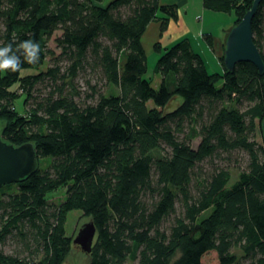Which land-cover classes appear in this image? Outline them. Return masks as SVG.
<instances>
[{"label": "trees", "instance_id": "16d2710c", "mask_svg": "<svg viewBox=\"0 0 264 264\" xmlns=\"http://www.w3.org/2000/svg\"><path fill=\"white\" fill-rule=\"evenodd\" d=\"M202 2L234 11L236 24L253 0ZM176 18L158 0H0V46L31 39L42 49L37 65L0 73V136L37 156L33 174L0 189V264H62L72 210L96 227L88 264H205L208 253L217 264H264V73L249 62L209 73L181 38L154 45V88L141 37L151 21L163 31ZM252 33L264 63V0ZM80 73L96 81L77 101ZM236 153L244 165L232 180ZM58 189L63 200L49 201Z\"/></svg>", "mask_w": 264, "mask_h": 264}, {"label": "rangeland", "instance_id": "374dc122", "mask_svg": "<svg viewBox=\"0 0 264 264\" xmlns=\"http://www.w3.org/2000/svg\"><path fill=\"white\" fill-rule=\"evenodd\" d=\"M193 2H194L195 8L202 6L201 7L202 10H201V8L199 9V11L197 10V12H199V13L196 16L199 17L201 20L200 21L198 18L195 19L196 22L199 23V24H197V26L202 28V23L205 25H208V27L212 28L213 33L215 35L214 36L215 39H218V38L223 39V37H224L223 28H225V23L230 22V24H232V26L234 25V20L236 18L235 12L234 11H231V12L213 11L210 9L203 8L202 0H199V1L198 0H192V4H193ZM193 11L196 12L195 9H193ZM193 16H195V15H192L189 13L188 17H186V18L191 19V17H193ZM219 27H221L222 30H220ZM202 39H201V37L200 38L197 37V40H196L195 37L192 36L191 41L194 44V48L196 50H198V52H200V54H201V57H203L207 71L209 73H223L224 68H223V65H222L220 59L218 58L216 52H214L210 48V46L207 44V42L204 39L203 40ZM48 47L51 50L55 51V53H58V51L55 49L53 39H51L48 42ZM222 50H224V45H222ZM222 55H223V53H222ZM220 57H221V55H220ZM158 58H159V54L156 52H152L149 55H147L146 71L144 74V78L149 79L154 88H157L159 83H160V76L158 74H155L153 71L154 66H155ZM47 66H48L47 64L43 65L42 67H40L39 70H45ZM35 71L31 70V71H28L27 73H34ZM24 74H25V72H23V75ZM88 79H91V84H94L96 81L92 77L91 73H88V74L80 73L78 75V77L75 79V81H74L75 90H76L75 92L79 94V97H76L75 100L78 101V99H85V96L87 94L91 93V91L88 88L87 83H86V81ZM221 83H222V81L219 80L218 85L219 84L221 85ZM98 88L100 90H103L102 86H98ZM11 90H16L17 98L14 101L15 108L19 111L20 114L25 115L24 103H23L25 96L23 94H21V91L19 89H17L16 86L12 87ZM39 91L41 92V94L45 95L46 92L48 91V88L46 89L45 86H41ZM177 101H178V103L180 101V99L178 97H176V99L171 100L165 109L166 110L173 109L176 106ZM28 105H30V103H28ZM5 124H6L5 121L0 120V135H1L2 129L4 128ZM255 138L257 141L260 140V133L259 132L256 133ZM193 145L196 146V142H194ZM243 163L244 162H243L242 153H236L235 155L231 156L230 170L232 172V180H234L236 178L237 172L244 165ZM64 195H65V190L64 189H58L52 193H49L48 198H49V201H52L54 203H58L59 201L63 200ZM89 221H90V217L83 215L80 210L70 211L67 215V219H66V223H65L66 234L72 240L77 235L78 230L85 223H88ZM15 249H16V246L11 241H7V243L2 247V250L8 254L13 253ZM203 262L205 264H217L215 253H208L207 255H205L203 258ZM62 264H88V256L78 246L72 244L71 250H70L69 254L66 256V258ZM129 264H132V263L129 262Z\"/></svg>", "mask_w": 264, "mask_h": 264}, {"label": "water", "instance_id": "95a60500", "mask_svg": "<svg viewBox=\"0 0 264 264\" xmlns=\"http://www.w3.org/2000/svg\"><path fill=\"white\" fill-rule=\"evenodd\" d=\"M262 0H253L251 7L242 18L228 30L224 41L223 66L232 72L236 64L249 62L260 75L264 73V63L253 42L252 20ZM264 137V116L261 121ZM37 169V156L31 143L13 145L0 136V189L7 184L16 183ZM96 238V227L90 220L85 223L71 240L85 254H89Z\"/></svg>", "mask_w": 264, "mask_h": 264}, {"label": "crops", "instance_id": "0c3cea01", "mask_svg": "<svg viewBox=\"0 0 264 264\" xmlns=\"http://www.w3.org/2000/svg\"><path fill=\"white\" fill-rule=\"evenodd\" d=\"M158 2L160 5L175 6L177 9V18L169 20L165 30L163 31L160 29L159 20H153L147 25L143 33V36L141 37V42H142V46L146 54V58H147V55H149L152 52L158 53L154 47L156 43L163 50L164 48L170 47L171 45H173L175 42H177L181 38H187L194 52L199 54L201 57L200 52H198V50L194 48V44L192 43L191 38L192 36H194L196 40H197V37L199 38L201 37L202 39L203 34H210L212 37V40H211L212 45L210 48L214 52H216L218 58L220 59V55L222 56V53H223L222 45H224L226 34L232 26L230 22L225 23V28H223V33H224L223 39L221 38L215 39L214 38L215 35L211 27H208V25H205L203 23H202V28L197 26V24L199 23H197L195 19L198 18L200 20V18L196 16L199 13L197 12V10L199 11V9L202 6L195 8L194 2L192 4V0H158ZM202 5H203V2H202ZM193 9H195L196 12L193 11ZM189 13L195 16L191 17V19L186 18L188 17ZM158 16H162V14L158 13ZM219 28L220 30H222L221 27ZM201 58L204 62L203 57Z\"/></svg>", "mask_w": 264, "mask_h": 264}, {"label": "clouds", "instance_id": "9594fccd", "mask_svg": "<svg viewBox=\"0 0 264 264\" xmlns=\"http://www.w3.org/2000/svg\"><path fill=\"white\" fill-rule=\"evenodd\" d=\"M14 43L12 41L0 46V73H16L23 70L22 63L35 66L40 61L42 49L38 42L24 40L15 48Z\"/></svg>", "mask_w": 264, "mask_h": 264}]
</instances>
